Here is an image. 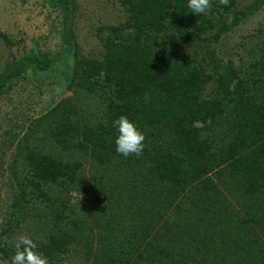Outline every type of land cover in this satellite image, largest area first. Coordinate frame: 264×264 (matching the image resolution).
Listing matches in <instances>:
<instances>
[{
    "label": "trees",
    "instance_id": "obj_1",
    "mask_svg": "<svg viewBox=\"0 0 264 264\" xmlns=\"http://www.w3.org/2000/svg\"><path fill=\"white\" fill-rule=\"evenodd\" d=\"M118 1L124 20L98 26L87 54L77 0H44L60 16L55 47L34 39L0 70V95L30 72L61 96L1 183L2 259L6 234L26 233L48 264H264V24L247 64L216 48L264 0H211L201 15L187 0ZM122 114L146 133L140 157L115 150Z\"/></svg>",
    "mask_w": 264,
    "mask_h": 264
},
{
    "label": "rangeland",
    "instance_id": "obj_2",
    "mask_svg": "<svg viewBox=\"0 0 264 264\" xmlns=\"http://www.w3.org/2000/svg\"><path fill=\"white\" fill-rule=\"evenodd\" d=\"M77 2L79 10L75 18V32L82 50L87 54H96L100 49L96 28L104 23L124 20V10L118 0ZM59 18L57 10L46 6L44 0H0V31L7 35V39L0 36V70L14 55H20L30 48L34 39L44 48H54L60 36L51 29V25ZM263 24L264 7L226 33L216 44L217 51L224 58L231 57L238 64H247L253 57V39L250 34H258V28ZM52 81L29 72L25 78L0 95V167L4 170L0 172V186L4 181H11L7 169L15 157L13 153L17 143L30 121L50 109L51 102L61 100V96L52 91ZM69 93L72 94L71 91ZM64 154L69 155L68 152ZM10 189L12 187L7 184H3L0 189V229L6 218L5 209L12 192ZM15 238L14 234H6L4 240L11 242ZM0 264H10L2 259L1 252ZM60 264L77 263L65 261Z\"/></svg>",
    "mask_w": 264,
    "mask_h": 264
},
{
    "label": "clouds",
    "instance_id": "obj_3",
    "mask_svg": "<svg viewBox=\"0 0 264 264\" xmlns=\"http://www.w3.org/2000/svg\"><path fill=\"white\" fill-rule=\"evenodd\" d=\"M229 0H219L220 5H227ZM211 0H187V7L194 14H206ZM116 130L115 150L123 157H140L146 147V133L138 122L127 114H122L112 121ZM14 252L11 264H48V257L41 245L29 234L21 233L13 243Z\"/></svg>",
    "mask_w": 264,
    "mask_h": 264
}]
</instances>
